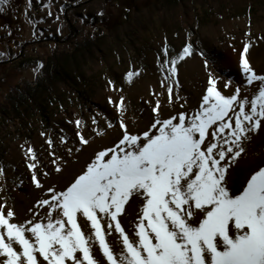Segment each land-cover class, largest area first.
<instances>
[{
	"label": "snow or ice",
	"instance_id": "6c2138e0",
	"mask_svg": "<svg viewBox=\"0 0 264 264\" xmlns=\"http://www.w3.org/2000/svg\"><path fill=\"white\" fill-rule=\"evenodd\" d=\"M9 4L0 0V12ZM50 7L51 0L43 4ZM25 18L35 27L27 10ZM245 36L242 47L233 48L242 84L222 81L205 58L207 83L198 108L161 118L163 93L153 92L155 118L142 133L128 129L125 97L114 101L110 96L108 102L120 117L118 142L97 151L60 190L47 188L29 209L33 218L17 222L14 209L0 203V264H264V167L246 177L238 194L227 179L251 134L264 127V70L258 72L250 63L251 32ZM162 52L163 62L158 56L157 63L166 74L160 86L172 106L182 99L175 91L180 88L179 64L195 49L186 42L169 58L165 40ZM42 67L38 63L33 72ZM139 74L130 70L125 79L131 83ZM92 124L97 136L106 135L96 117ZM75 125L79 143L89 144L81 132L83 122L77 119ZM107 128H113L110 121ZM46 143L51 149L54 141L48 137ZM60 143H66L64 136ZM26 156L32 184L43 190L33 147H27ZM51 163L57 173L62 171L60 157ZM133 200L140 207L126 230L122 218ZM39 209H44L43 216Z\"/></svg>",
	"mask_w": 264,
	"mask_h": 264
},
{
	"label": "rangeland",
	"instance_id": "374dc122",
	"mask_svg": "<svg viewBox=\"0 0 264 264\" xmlns=\"http://www.w3.org/2000/svg\"><path fill=\"white\" fill-rule=\"evenodd\" d=\"M44 3L49 0H32L28 9V0H10L0 12V167L5 173L0 176V203L14 209L17 222L33 218L29 209L47 188L60 190L97 151L118 142L120 117L108 102L110 96L114 101L125 97L128 129L142 133L155 118L153 92L163 93L161 118L198 108L207 83L205 58L222 81L242 84L233 48L242 47L246 32H251L253 45L250 63L258 72L264 70V0H51L50 9L43 8ZM26 10L35 27L25 18ZM165 40L169 58L186 42L195 49L179 64L180 88L175 91L182 99L172 106L160 86L166 69L162 72L157 63L158 56L163 62ZM38 63L43 67L34 73ZM130 70L140 73L131 83L125 79ZM110 80L118 91L109 86ZM93 117L106 135L92 131L97 127ZM77 119L83 122L87 145L75 136ZM61 136L66 143H60ZM48 137L54 141L51 149ZM29 146L37 156L43 190L31 181ZM245 148L227 176L235 194L246 177L264 167V127L251 134ZM56 157L62 160L59 173L51 163ZM139 207L135 200L127 206L122 218L126 230ZM38 212L44 215V209Z\"/></svg>",
	"mask_w": 264,
	"mask_h": 264
}]
</instances>
